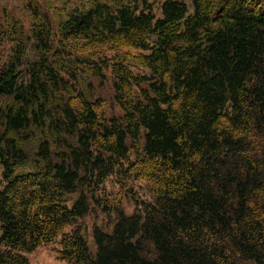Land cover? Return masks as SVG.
<instances>
[{"label":"trees","instance_id":"obj_1","mask_svg":"<svg viewBox=\"0 0 264 264\" xmlns=\"http://www.w3.org/2000/svg\"><path fill=\"white\" fill-rule=\"evenodd\" d=\"M87 5L56 22L30 3L0 66V264L52 243L70 264H264L263 3ZM106 69L122 114L101 119L82 79ZM115 175L134 209L96 201L113 226L95 228L94 251L81 221Z\"/></svg>","mask_w":264,"mask_h":264},{"label":"rangeland","instance_id":"obj_2","mask_svg":"<svg viewBox=\"0 0 264 264\" xmlns=\"http://www.w3.org/2000/svg\"><path fill=\"white\" fill-rule=\"evenodd\" d=\"M107 1H115V0H107ZM164 0H150L153 10L157 16H161V5ZM189 4L192 11V0H183ZM252 1V0H251ZM92 0H0V66H2L3 62L7 59L10 54V46L12 45V39L16 37L24 36L25 33L30 32L33 24L35 22V16L30 12L29 4L32 3L34 5L40 6L42 11H46L52 17V19L58 22L63 15L66 14L68 10H73L77 7L88 6ZM257 3L262 2L264 5V0H256ZM223 5V4H222ZM221 6V5H220ZM16 18L20 25H12L10 24L11 18ZM14 26V27H13ZM18 32V33H17ZM9 41H11L9 43ZM133 53H139V51L134 50L132 48H127L121 50L118 48L115 52H119L120 54L130 55ZM110 53V52H109ZM131 66L135 73L147 74L150 72L144 66H141L136 63L134 59H129ZM105 77L98 78L92 75H85V80L82 79L83 88L85 90H90L91 84L95 88L96 96H101L104 98L105 102L103 103V108H100L99 114L100 118L104 119L108 116H117L122 114L121 109L118 107L115 100V92L113 88V76L109 69L104 70ZM147 84H144L146 86ZM10 102V100H8ZM0 126L1 122H0ZM32 136L28 142L25 143L26 147L29 149V160L30 165L26 168L29 169L34 165L36 161V151L35 148H38L40 140L44 135V132L39 131L38 129H32ZM53 142V149L60 150L55 145V141ZM133 179H130L132 182ZM147 180L137 181L136 185L140 187V185L145 186ZM100 191L94 194V199L91 201L93 203V210L90 214L86 215L82 219L83 228H85V235L88 238L90 243V247L95 251V245L93 242L92 233L94 232L97 226H104L105 229H112L113 223H109L110 215L103 210V206L96 203V201H100V203L106 204L107 202L114 205L118 204V202H122L125 204V208L131 212L134 209L133 202L130 201L127 196L124 198V194L126 192L125 188H122L119 181V176H110L109 179L106 180L105 184L100 185ZM138 187V189H139ZM143 189V188H141ZM140 189V190H141ZM112 214L116 217V212L113 210ZM105 224V225H104ZM68 230L70 227H67ZM60 245L58 243L45 244L37 247L35 250L31 252H26L28 255L30 262L32 264H70L64 259H61L58 253V249Z\"/></svg>","mask_w":264,"mask_h":264}]
</instances>
